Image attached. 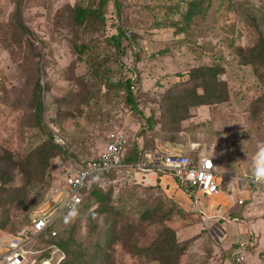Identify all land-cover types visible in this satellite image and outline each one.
I'll return each instance as SVG.
<instances>
[{
	"label": "rangeland",
	"instance_id": "374dc122",
	"mask_svg": "<svg viewBox=\"0 0 264 264\" xmlns=\"http://www.w3.org/2000/svg\"><path fill=\"white\" fill-rule=\"evenodd\" d=\"M164 2L107 0L104 25L95 23L88 30L72 24L70 11L75 5L94 9L97 0H0V156L6 154L21 168L15 166L10 182L2 186L3 197L11 194L16 201L0 207L4 242L22 232L30 237L38 217H57L60 196L54 199L52 191L63 188L68 165L95 158L109 134L121 132L128 150L137 144L144 151L168 148L211 157L215 178L227 179L228 188L223 186L216 197L194 198L167 173L104 175L95 180L108 193L110 210L95 219L97 234L87 232L79 213L57 218V234L73 228L74 241L92 247L113 225L119 240L107 250L108 264H157L137 250L148 247L162 228L173 231L176 242L186 247L178 264L228 263L232 250L233 256H242L237 264L263 262V207L249 201L259 193L234 177H246L256 145L264 142V68L255 73L242 65L246 51L264 36V0H208L190 42L171 28L155 29L156 5ZM114 27L125 35L119 58L105 43L116 34ZM75 46L82 48L79 53ZM216 62L226 101L190 107L183 120L169 121L165 92L184 86L191 69ZM36 80L42 88L38 122L31 105ZM126 81H132L135 111L123 98ZM148 117L154 120L151 130L146 129ZM54 135L65 156L48 157L44 164L35 152L42 148L47 153L44 143ZM233 198L246 202L237 206ZM225 234L227 239H221ZM34 239L25 264H35L45 254L52 264L63 258L55 246L41 241L32 248Z\"/></svg>",
	"mask_w": 264,
	"mask_h": 264
},
{
	"label": "trees",
	"instance_id": "16d2710c",
	"mask_svg": "<svg viewBox=\"0 0 264 264\" xmlns=\"http://www.w3.org/2000/svg\"><path fill=\"white\" fill-rule=\"evenodd\" d=\"M164 3L157 4V11L154 13L153 25L155 29L171 28L175 34H183L188 37L190 42L191 32L195 30L197 20L201 19L207 10L208 0H164ZM107 4V0H97L96 7L94 9L90 7H81L75 5L71 13V22L76 27L82 25L88 30L95 26V23L100 24V27L104 25L103 8ZM159 7V8H158ZM116 29V27H114ZM202 32L198 30V34ZM125 35L120 29H116V34L111 35L105 39L107 46L114 50V55L119 58L123 54L120 40L124 39ZM130 46V44H129ZM75 49L79 53L81 47ZM245 54V60L242 65H250L253 72H257L258 68H264V36L259 35L256 38L252 48L248 49ZM158 54H164V51H160ZM222 73L221 65L211 63L205 66H198L187 72L185 85L177 89L175 92H165V113L169 121L178 123L186 117L188 109L196 106H209L219 103H223L227 99V92L224 82L219 80V75ZM183 76L179 75L178 78ZM132 81H126L121 88L124 91V101L128 105L131 111H135L134 92L130 89ZM114 87V86H113ZM118 87H116L117 89ZM200 90V93L197 92ZM42 88L38 80L33 83L31 91V105L35 116L36 122H38L40 113L42 112L41 102ZM146 129L151 130L154 125V120L151 117L145 119ZM46 152H42V148H39L35 155L39 157V160L46 164L47 158L55 155L65 156V149L55 143L53 137H48L45 141ZM128 146V142H127ZM126 146L123 162L125 164H134L138 162L144 149L137 144H133L132 148L128 150ZM45 154L46 157H45ZM17 167L15 163L11 162L6 154L0 156V207H7L13 205L15 201L13 195H6L3 197L2 186L10 182L11 172L13 168ZM19 167V166H18ZM21 170V168L19 167ZM156 175L167 173L165 171H155ZM115 174L110 172L107 175ZM168 174V173H167ZM173 178V177H172ZM96 178H91L87 181L80 192V203L73 210H63L57 215V217L51 223V226L38 234L32 242V248L36 246V242L41 241L46 246H55L60 251L63 258L58 264H108L109 252L111 246L119 240V237L113 233L112 226L109 228V232L99 237V239L93 244L92 247H85L74 241L72 235L74 234L73 228L69 231H60L58 234L54 231L55 221L57 218L62 217L65 214L72 212L84 215L87 223V232L90 235L97 234V225L95 219L101 215L108 214L110 208L107 207L108 193H105L100 189ZM176 183L180 184L175 178ZM90 183V184H89ZM186 190V189H185ZM186 191H190L187 189ZM22 197L19 199V203L22 202ZM91 205H96L95 208L90 209ZM144 216H142L143 218ZM5 221H0V230H5ZM54 231V235L50 236V232ZM98 236V235H97ZM127 248H132V246ZM184 244H179L175 240V234L168 228H162L158 233L154 241H152L148 247L138 249L137 252L145 254L147 257L153 259L157 264H178V259L185 250ZM48 259V255H41L37 260L39 262L35 264H41Z\"/></svg>",
	"mask_w": 264,
	"mask_h": 264
},
{
	"label": "built area",
	"instance_id": "2783aa9c",
	"mask_svg": "<svg viewBox=\"0 0 264 264\" xmlns=\"http://www.w3.org/2000/svg\"><path fill=\"white\" fill-rule=\"evenodd\" d=\"M130 46L134 50V45L131 44ZM130 89L133 91V86ZM53 139L56 143L60 142L63 144L58 136L54 135ZM126 146L127 138L123 133H111L95 158L68 165V169L63 176V188L54 187L52 191L54 199L60 196L61 207L59 212L73 210L80 203V192L89 179L101 177L110 172L134 174L165 171L175 178L185 189H190L189 193L194 198L196 194L202 197H216L223 186L226 189L228 188L226 184L227 179L221 176H219L218 180L215 178V163L209 156L198 155L190 157L189 155L167 149L159 150L158 152L146 150L143 151L138 162L125 164L123 159ZM255 152L256 150L248 163L246 177H234V179L246 185L247 189L251 187L257 189L259 196L250 195L249 201H258L263 207L261 215L264 216V185L253 180L250 169L251 160ZM206 158L210 160L212 167L204 163ZM233 201H235L237 206H244L246 202L242 198H233ZM55 218L56 216L53 218L38 217L32 223L29 231L30 237L27 236L28 233L22 232L17 235H9L8 241L4 242L0 230V260H3L4 264H25L28 261V244L31 238L47 230ZM53 235L54 231H51L50 236ZM234 261L236 263L242 261V256H236ZM41 264L52 263L48 259Z\"/></svg>",
	"mask_w": 264,
	"mask_h": 264
},
{
	"label": "clouds",
	"instance_id": "9594fccd",
	"mask_svg": "<svg viewBox=\"0 0 264 264\" xmlns=\"http://www.w3.org/2000/svg\"><path fill=\"white\" fill-rule=\"evenodd\" d=\"M204 163L209 167H212L209 159L206 158ZM250 169L253 180L264 185V142L258 143L256 145V152L252 157ZM70 216L75 217L76 212L70 213ZM66 222L68 221L66 220Z\"/></svg>",
	"mask_w": 264,
	"mask_h": 264
},
{
	"label": "crops",
	"instance_id": "0c3cea01",
	"mask_svg": "<svg viewBox=\"0 0 264 264\" xmlns=\"http://www.w3.org/2000/svg\"><path fill=\"white\" fill-rule=\"evenodd\" d=\"M165 149H167V150H170V149H168V148H165ZM237 178V177H236ZM244 211H246L247 212V208H245V209H243V212ZM245 213V212H244ZM231 216H234V215H231ZM235 218L236 217H233V219L235 220ZM238 218V217H237ZM226 234H227V231H226ZM225 234V237L224 236H221L220 238L221 239H227V235ZM250 240V239H249ZM229 242V241H228ZM232 243V242H231ZM234 243V242H233ZM234 249H237V244H236V247H234ZM236 256H233V250L229 253V258H230V260H228V263L227 262H224L223 264H237L235 261H234V258H235ZM261 264H263V262L261 263Z\"/></svg>",
	"mask_w": 264,
	"mask_h": 264
}]
</instances>
